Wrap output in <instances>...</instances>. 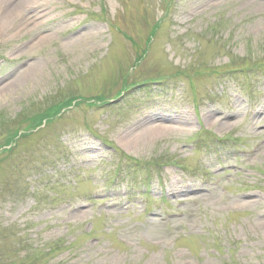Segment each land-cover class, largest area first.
<instances>
[{
    "label": "rangeland",
    "instance_id": "rangeland-1",
    "mask_svg": "<svg viewBox=\"0 0 264 264\" xmlns=\"http://www.w3.org/2000/svg\"><path fill=\"white\" fill-rule=\"evenodd\" d=\"M18 1L0 264H264V0Z\"/></svg>",
    "mask_w": 264,
    "mask_h": 264
},
{
    "label": "bare ground",
    "instance_id": "bare-ground-1",
    "mask_svg": "<svg viewBox=\"0 0 264 264\" xmlns=\"http://www.w3.org/2000/svg\"><path fill=\"white\" fill-rule=\"evenodd\" d=\"M35 0H20L17 3L12 5V8L9 9L6 13L7 16L4 17L3 19V23H5L8 19L11 18V14H13L15 11L18 12L20 9L26 8V7H31L33 5ZM5 89V86L0 88V91H3ZM170 117L167 118H162L160 117L159 120L155 121L156 123H152V124H147L145 125L143 128V130L145 131V133L151 135L156 129H159L157 127L160 126H167L169 127H173V125H176L175 121H170L169 119ZM208 117H205V122L208 124L210 123L211 125H215L218 127V129L220 130H224L228 128V125L225 123V121L217 118H212L211 120L207 119ZM175 123V124H174ZM177 126V125H176Z\"/></svg>",
    "mask_w": 264,
    "mask_h": 264
},
{
    "label": "trees",
    "instance_id": "trees-1",
    "mask_svg": "<svg viewBox=\"0 0 264 264\" xmlns=\"http://www.w3.org/2000/svg\"><path fill=\"white\" fill-rule=\"evenodd\" d=\"M48 118V117H47ZM38 126V123H36V122H33V123H31L30 125H29V127H31V129L33 130L34 128H36ZM18 134V132L17 133H15V136ZM11 141V138H10V140L8 139L7 140V145H8V143Z\"/></svg>",
    "mask_w": 264,
    "mask_h": 264
}]
</instances>
